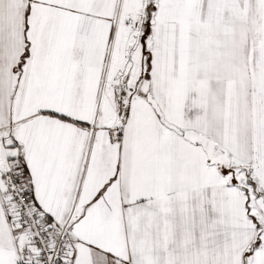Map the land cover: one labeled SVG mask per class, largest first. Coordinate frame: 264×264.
<instances>
[{
	"label": "snow or ice",
	"instance_id": "6c2138e0",
	"mask_svg": "<svg viewBox=\"0 0 264 264\" xmlns=\"http://www.w3.org/2000/svg\"><path fill=\"white\" fill-rule=\"evenodd\" d=\"M0 264H264V0H0Z\"/></svg>",
	"mask_w": 264,
	"mask_h": 264
}]
</instances>
